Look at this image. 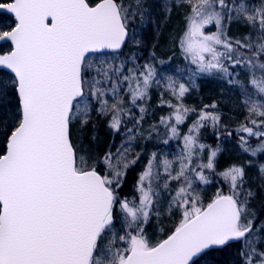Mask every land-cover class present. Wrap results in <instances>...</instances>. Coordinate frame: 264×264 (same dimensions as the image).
<instances>
[{
  "label": "snow or ice",
  "instance_id": "obj_1",
  "mask_svg": "<svg viewBox=\"0 0 264 264\" xmlns=\"http://www.w3.org/2000/svg\"><path fill=\"white\" fill-rule=\"evenodd\" d=\"M185 3L190 14L179 42L196 65L193 75L219 73L240 86L248 117L236 129L242 133L239 146L253 156L264 153V0L258 7L247 0ZM143 5L144 0H0V9L15 17L14 26L0 30V41L10 45L0 52V264H199L208 250H228L233 242L239 247L225 264H264V222L254 227L250 218L255 193L244 188L245 165L221 172L229 192L217 190L206 204L194 188L197 181L210 183L208 173L215 172L222 149L200 143L199 136L209 122L216 127L220 116L208 110L215 104L199 112L186 107L189 87L172 76L162 79L176 102L161 101L172 111L160 123L166 135L182 136L181 154L169 160L153 151L136 173L132 190L138 195L121 194L140 161L132 142L146 111L143 102L152 85L160 84L151 61L138 64L134 56L116 55L129 39L140 44L131 26L145 18ZM233 18L257 30L259 42L251 33L244 41L228 37L225 22ZM213 23L217 30L206 33ZM102 50H112L111 60L92 58ZM240 66L248 69L254 93L233 79L232 69ZM89 97L99 104L98 114L111 117L113 134L122 128L127 133L115 152L95 159L85 158L74 135L77 122L82 129L90 121ZM190 113L197 118L181 133L179 125ZM250 137L259 141L255 147ZM205 149L206 162L193 166ZM259 173L264 178V164ZM164 213L179 219L166 238L153 242L146 226Z\"/></svg>",
  "mask_w": 264,
  "mask_h": 264
},
{
  "label": "trees",
  "instance_id": "obj_2",
  "mask_svg": "<svg viewBox=\"0 0 264 264\" xmlns=\"http://www.w3.org/2000/svg\"><path fill=\"white\" fill-rule=\"evenodd\" d=\"M92 2L94 3L96 0H92ZM127 2L131 3L129 0ZM191 2L195 4L196 0H191ZM247 2L249 7H258L261 0H247ZM148 4H156L158 7V10L154 14H151L153 18L149 21L148 25L140 29L139 23L135 20L131 26L134 30L135 38L141 35L142 41H140L139 45L136 43L133 45L134 40L129 39L124 45L125 47L116 53V55L119 59L123 60L134 56L138 64L148 61L155 64L158 72L157 79L160 80V84L152 85L149 91V98L145 101V106L146 110L152 113L154 123L158 125H155V131L152 129L146 135H141L140 131L139 134L138 131L135 133L136 139L132 142V152L133 155L137 152L141 153L140 161L130 170L121 194L128 195L130 198L138 195L132 190L136 173L141 171L142 167L147 164V160L153 151L160 154V159H163L165 157L163 154L168 151L172 153L171 157L174 151V156L181 153L183 148L182 136L170 137V134L166 135L167 130L160 123L161 117H167L172 111L168 104H162L161 101L176 102L171 92L167 90L165 80L162 79L163 77L172 76L178 82L184 83L189 87V92L183 99V104L186 107L195 108L199 112L205 105L211 106L215 104L214 109L209 108L208 110L214 111L220 116V122L216 127H213L211 122H209L200 130L199 136L200 143L210 145L213 149L219 145L222 149L216 157L215 172L208 173L210 183L201 184L197 181L194 184V188L206 204L216 195L217 190L225 194L229 192L228 182L220 173L233 164L245 165L246 177L244 188L251 189L255 193L249 200L248 208L252 214L250 218L254 219V227H256L264 222V178L259 173L260 164H264V153L258 152L253 156L250 152L245 153L239 146V139L242 133H238L236 129L242 123H245L248 117L247 109L241 102L243 96L240 86L229 84L227 79L219 73L193 75L196 72V65L192 64L190 59L185 58L179 42L180 36L186 28V18L190 14V6L185 3V0H144V5ZM8 21L11 24L7 26L6 23ZM12 24L14 25L13 18L0 12V30L10 29V26H13ZM225 27L227 36L233 40L239 39L244 41L245 36L251 33V38L259 42L256 39L259 36V32L243 20L233 18L230 23L225 22ZM216 30L214 23L206 25L204 29L206 33H212ZM9 46L7 43L0 44V52L8 51ZM153 53H155L154 60L152 59ZM100 54L103 55V60H111L112 58V52ZM100 54H94L92 58ZM116 62L118 63L119 60ZM129 66L131 65L129 64ZM232 71L234 73L233 79L241 80L249 92L254 93L252 86L247 83L250 79L248 69L240 66L232 69ZM257 98L258 94H254L253 99ZM89 101L93 105L90 121L82 129L77 122L76 129H79V131L74 129V135L77 146L86 150L82 153L85 155V158L91 157L95 159L102 157L110 149L115 152L116 148L120 147L121 141L126 138L127 133L122 128L119 133L113 134L112 130L108 127V121L111 117L98 114L95 109L99 108V104L91 97H89ZM81 106L83 107V103ZM137 109H132L135 117H139L140 115L139 113L135 114ZM196 118L195 113H190L185 122L179 125L180 132L186 133ZM127 127H133V123H128ZM229 133H231L230 136ZM165 140H167V143H164ZM248 142L252 147H255L259 141L254 137H250L248 138ZM208 151V149H205L202 153V158L195 161L193 166L196 163L206 162ZM98 170L103 174L104 166L102 164L99 165ZM160 172L162 177L165 178L162 168H160ZM158 183L162 185L163 179ZM178 219V214L169 217L167 213H164L159 219L153 217L146 226L147 235L150 236L153 242L166 238V235L170 233ZM237 247H239V243L233 242V247L228 250H208V255L200 259L199 264H225V261H230L233 258Z\"/></svg>",
  "mask_w": 264,
  "mask_h": 264
},
{
  "label": "rangeland",
  "instance_id": "obj_3",
  "mask_svg": "<svg viewBox=\"0 0 264 264\" xmlns=\"http://www.w3.org/2000/svg\"><path fill=\"white\" fill-rule=\"evenodd\" d=\"M129 1H131V3H134V0H129ZM144 8H146L148 11H147V14H146V16H145V18L143 19V20H140L139 18H137L136 20H137V23H139V27H140V29H142V28H144L145 26H147L148 25V23H149V21L153 18V16H151V14L153 13H155L156 12V10H158V7H157V5L155 4V5H153V4H148V5H144ZM186 21H187V18H186ZM7 26L8 25H10L11 23H10V21H8L7 23ZM13 25V24H12ZM14 26V25H13ZM11 27V26H10ZM186 29V28H185ZM9 30V29H8ZM185 31V30H184ZM183 31V32H184ZM183 35V34H182ZM181 35V36H182ZM180 36V37H181ZM136 39H138L139 41H142V38H141V35H139V36H137V38ZM135 44V42L133 41V45ZM102 56L103 55H99V56H96L95 58H93V59H102ZM143 106L145 107V109H146V106H145V102H143ZM137 113H139L140 115H141V113H140V111H139V108L137 109V112L135 113V114H137ZM139 115V116H140ZM147 116V117H146ZM146 117V118H145ZM152 120H153V122H152ZM155 121H154V118L152 117V113H150L149 112V110L147 111H145V113L143 114V120H142V122H141V124H140V127H139V129H138V134H139V131H140V133H141V135H146L147 133H149V131H152V126L153 125H158V124H155L154 123ZM175 152V151H174ZM173 152V156L171 157V154L172 153H170L169 151L167 152V153H165V154H163V155H165L169 160H174L176 157H178L180 154H176L175 156H174V153ZM174 167L175 168H178L179 167V163H178V161L174 164ZM162 168V167H161ZM162 171H163V168H162ZM174 174V173H173ZM165 178H166V176H165ZM177 187V185L174 183V185H172L171 184V188L172 189H175ZM167 193H165L164 194V196L161 198L163 201H164V204L162 205V206H166V201H167ZM148 237H149V239L151 240V238H150V236L148 235Z\"/></svg>",
  "mask_w": 264,
  "mask_h": 264
},
{
  "label": "water",
  "instance_id": "obj_4",
  "mask_svg": "<svg viewBox=\"0 0 264 264\" xmlns=\"http://www.w3.org/2000/svg\"><path fill=\"white\" fill-rule=\"evenodd\" d=\"M0 12H4L5 14H9L10 16H12L13 17V19H14V21H15V17H14V15L12 14V13H10L7 9H0ZM1 43H6V42H4V41H0V44ZM124 47V46H123ZM123 47H122V49H123ZM121 49V50H122ZM121 50H119V51H121ZM102 52H112V50H102Z\"/></svg>",
  "mask_w": 264,
  "mask_h": 264
}]
</instances>
